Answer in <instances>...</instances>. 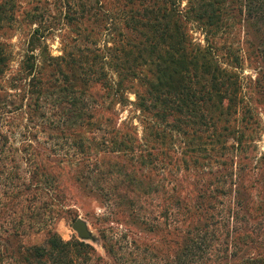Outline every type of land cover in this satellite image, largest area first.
I'll return each mask as SVG.
<instances>
[{
    "label": "trees",
    "instance_id": "trees-1",
    "mask_svg": "<svg viewBox=\"0 0 264 264\" xmlns=\"http://www.w3.org/2000/svg\"><path fill=\"white\" fill-rule=\"evenodd\" d=\"M14 5L13 0L0 3V29L4 22L14 19ZM89 5L90 0H66L67 25L74 26L72 31L77 39L87 44L66 48L63 56L50 58L47 66L41 64V69L48 67L52 71L45 80L33 76V55H26L21 64V75H32L28 95L33 99L27 106L28 116L47 123L53 130L66 131L67 137L77 142L83 140L92 123L99 124L102 120L91 96L95 86H100L105 96L111 97L117 105H132L139 112L142 143L136 137L115 134L103 142L109 152L129 157L127 161L131 165L134 160L141 167H158L164 172L178 165L215 168L210 188L192 191L196 193L192 207L178 198L181 191L188 199L190 191L180 184V188L177 186L179 196H175V201L183 205V215H200L203 211H211V215L209 222L203 224L204 229L185 231L184 243L172 260H165L164 264H264V255L256 254L260 242L254 240L255 236H264V181L260 187L261 181L256 178L250 185L245 184V178L254 170L250 164L254 160L253 152L257 150L254 147L257 133L252 122L254 115L243 105L240 96L237 68L241 56L227 43L218 42L242 10L247 14L248 25L250 21L254 26L264 25V0H187L184 9H180L181 0H112L113 11L108 15L107 23L115 28L112 35L118 39L112 48H106L108 56L89 41L87 29L79 30V22L91 15ZM190 22L201 27L204 47L193 44L190 39L187 29ZM256 40V44L251 45L253 53L264 61V39L256 37ZM38 41L32 35L30 52L38 48L40 55H45L47 49L40 47ZM8 62L6 47L0 42V79ZM130 91H133L134 102L126 96ZM47 99L49 109L40 106L41 101ZM11 103L0 99V121L2 115L9 113L5 107L13 106ZM153 142L159 146L156 152L150 147ZM12 153L7 136L0 133V164ZM31 154L39 158V164L43 161L41 152H36L38 156ZM44 159L50 161V156L46 154ZM257 162L264 166V154ZM99 164L100 167L97 163L87 162V167L93 169L87 171L86 181L108 183L106 187L96 188L101 197L125 202L127 206L138 204L140 210L141 201L145 202L157 191V183L145 184L125 170L124 164L118 166L103 159ZM8 179L13 184L17 177L10 174ZM30 179V184L36 181V186L31 190L26 185L24 192L31 191L34 195L30 199L34 202L32 206L18 213L11 212L19 215L0 223V229L5 225L9 234L6 239L0 237V264L5 259H13L16 264H78L80 259L82 264L92 263L90 246L77 240L65 242L48 228L61 212L57 201L62 195L54 176L44 173L40 165ZM42 181L49 185L47 192L39 184ZM166 186H160L162 192ZM177 187L174 186L172 191H177ZM253 189L257 191V203L250 192ZM223 202L229 205L224 214L214 206L218 203L217 207H220ZM249 221H255L256 226H249ZM26 231L44 232V244L32 247L22 243ZM191 233H194L193 238L189 236ZM229 246L234 252L228 253ZM109 253L117 257L113 249ZM131 255V259L120 256L118 260L121 264H142L144 261ZM96 261L100 260L97 258Z\"/></svg>",
    "mask_w": 264,
    "mask_h": 264
},
{
    "label": "rangeland",
    "instance_id": "rangeland-1",
    "mask_svg": "<svg viewBox=\"0 0 264 264\" xmlns=\"http://www.w3.org/2000/svg\"><path fill=\"white\" fill-rule=\"evenodd\" d=\"M4 1L0 0V3ZM13 1L14 19L4 22L0 29V42L4 44L9 55L8 68L0 79V99L6 100V103L13 102L11 103L13 106L5 107L9 113L2 115L3 119L0 121V133L7 136L8 144L13 150L12 154L7 155V161H1L0 164V223L10 221L14 216L19 215L16 213L21 209L32 206L34 202L30 199L34 195L30 194L31 191L24 192V186L29 185L31 190L35 188L36 181L30 184V176L34 169H38L41 165L44 173L54 176L59 193L62 195L57 201L59 202L57 205L61 206L60 215L48 228L56 232L65 242L77 240L90 246L93 249V262L88 264H121L118 258L122 256L123 259H131V254L143 258L142 264H164L165 260H172L177 249L184 243L185 231L204 229L203 224L209 222L208 216L211 215V211L208 213L203 211L200 215L196 213L192 216L183 215V205L175 201V196H179L177 194L179 184L187 188L191 195L186 199L185 193L180 191L178 198L180 201L184 200L188 207H192L195 202L192 198L196 195L192 191L210 188L215 168L206 166L188 168L178 165L164 172L158 167L156 169L141 167L134 160L131 161L133 164L131 165L127 161L129 157L109 152L103 146L104 141L118 134L123 137H136L142 143L143 128L138 121L139 112L132 105L128 104L125 107L117 105L115 100L105 96V91L98 85L91 90V96L95 100L94 107L99 111L98 116L102 117V120L99 119L101 121L99 124L95 122L89 126V132L84 135L83 140L76 142L73 138L67 137L66 131L61 133L62 130H53L47 123H42L36 118L31 119L28 116L30 110L27 106L33 99L28 95L32 75L23 76L22 72L20 73L26 55H33L35 59L33 76L43 77L42 79L45 80L52 71L48 67L41 69L42 65L47 66L51 61L50 58L63 56L66 48L83 47L87 43L77 39L72 31L75 29L74 26L67 25L66 0ZM186 4L187 0H181L180 9H184ZM88 7L91 15L79 22V30L87 29V33H90L89 41L94 42L96 48L108 56L106 48H112L118 39L116 35H112L115 28L107 23L108 15L113 11L112 0H90ZM246 15L245 10H242L237 20L230 23L228 33L218 42L227 43L241 56V64L237 68L241 84L240 96L243 105L251 109L254 115L252 122L257 131L254 136V147L256 146L257 150L253 152L254 160L250 164V168L254 167V170L245 178V184L250 185L256 178L261 181L258 183L260 187L264 181V166L257 164V160L261 154H264V61L255 57L252 46L256 44V37L258 40L264 39V25L260 23L254 26L251 21L248 25ZM187 29L193 44L204 47L205 36L201 27L196 22H190L187 24ZM36 30L37 35H34ZM32 35L39 40L37 44L40 47H46L45 55L41 56L38 48L30 52ZM90 47L94 48L93 45ZM132 92L126 94L130 102L135 100ZM48 103L49 99L46 102L42 100L40 106L49 109ZM19 107L22 109L18 110ZM104 109L109 111L102 112ZM172 140L174 142L176 139L173 137ZM175 145L177 146V143ZM151 146L154 148L153 152L159 148L154 142ZM31 152L34 154L41 152L42 164H39V158ZM46 154L50 156V161L44 159ZM100 159L118 166L124 164L125 170L143 180L145 184L157 183L156 193L150 194L145 202L141 201L140 210L138 204L127 206L125 202L101 197L96 188L106 187L108 183L95 184L86 181L87 171L93 169L92 166L87 167V162L97 163L100 167ZM36 164L38 165L35 168ZM3 165L5 167L2 168ZM9 173L17 177V180H13V184L8 179ZM164 179L169 181L166 182ZM43 183L42 181L39 184L43 187V191L47 192L49 185ZM163 184L167 185L164 192L160 189ZM15 185L17 188L14 187ZM174 186H178L175 192L172 191ZM250 192L257 203L258 198L255 197L257 191L253 189ZM212 202L210 205H213ZM217 202L220 200L218 199ZM214 206L221 209L224 214L229 205L228 202L225 204L223 202L220 207H217L218 203ZM11 212L16 213L13 215ZM251 215L254 216L253 212ZM78 219L85 222L90 234L86 239H82L72 229V225ZM256 224L255 221L248 223L253 227ZM6 230L7 227L3 225L0 229L1 239L8 237ZM176 231L181 233L178 234ZM27 232L22 243L32 247L44 244V232L38 234ZM193 235L194 233H191L190 238H193ZM254 240L260 242L256 247V254L264 255V236H255ZM110 249H113V253H117V257L114 258L109 253ZM230 252H234L232 247L228 249V253ZM97 258L100 261H96ZM3 264L16 263L13 259H5ZM78 264H82L81 259Z\"/></svg>",
    "mask_w": 264,
    "mask_h": 264
},
{
    "label": "water",
    "instance_id": "water-1",
    "mask_svg": "<svg viewBox=\"0 0 264 264\" xmlns=\"http://www.w3.org/2000/svg\"><path fill=\"white\" fill-rule=\"evenodd\" d=\"M72 229L77 232V234L82 238V239H86L89 237V232L87 230L86 224L85 222H83L82 220L78 219L74 222V224L72 225Z\"/></svg>",
    "mask_w": 264,
    "mask_h": 264
}]
</instances>
